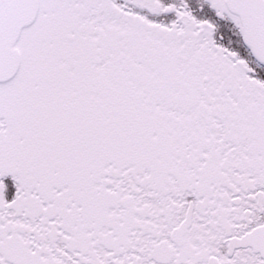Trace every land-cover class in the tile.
<instances>
[{"label": "snow or ice", "instance_id": "1", "mask_svg": "<svg viewBox=\"0 0 264 264\" xmlns=\"http://www.w3.org/2000/svg\"><path fill=\"white\" fill-rule=\"evenodd\" d=\"M0 264H264V0H0Z\"/></svg>", "mask_w": 264, "mask_h": 264}]
</instances>
